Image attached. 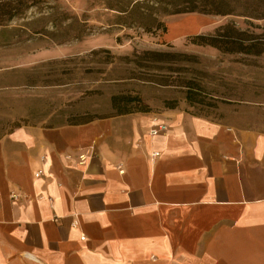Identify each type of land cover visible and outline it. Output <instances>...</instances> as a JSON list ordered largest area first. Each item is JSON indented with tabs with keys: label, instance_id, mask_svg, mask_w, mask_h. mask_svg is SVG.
I'll return each instance as SVG.
<instances>
[{
	"label": "crops",
	"instance_id": "1",
	"mask_svg": "<svg viewBox=\"0 0 264 264\" xmlns=\"http://www.w3.org/2000/svg\"><path fill=\"white\" fill-rule=\"evenodd\" d=\"M0 264H264V131L178 108L15 127Z\"/></svg>",
	"mask_w": 264,
	"mask_h": 264
},
{
	"label": "rangeland",
	"instance_id": "2",
	"mask_svg": "<svg viewBox=\"0 0 264 264\" xmlns=\"http://www.w3.org/2000/svg\"><path fill=\"white\" fill-rule=\"evenodd\" d=\"M123 1L43 0L0 25V136L23 125L109 117L117 94L139 96L151 112L175 101L192 114L264 131V54L222 53L188 40L230 22L262 34L264 19L155 9L168 29L153 35L116 23L118 12L107 7ZM145 51L173 56L155 61ZM188 83L201 103L185 100Z\"/></svg>",
	"mask_w": 264,
	"mask_h": 264
},
{
	"label": "trees",
	"instance_id": "3",
	"mask_svg": "<svg viewBox=\"0 0 264 264\" xmlns=\"http://www.w3.org/2000/svg\"><path fill=\"white\" fill-rule=\"evenodd\" d=\"M43 0H0V25H5L14 18L20 17L28 9L37 7ZM152 2L151 5H146ZM109 9L118 12L119 25L138 26L144 32L163 35L167 33L165 23L158 21L156 11L164 13H197L214 16H246L253 19H264V0H125L122 3L108 5ZM263 38V39H261ZM190 43L200 46H210L222 53H236L260 56L264 54V33L253 34L237 28L233 23L218 26L212 33L194 34L188 36ZM155 61L159 57L173 56V53L145 51ZM198 86V85H196ZM185 100L190 105L201 103L198 91L191 83L187 85ZM201 90V87H198ZM111 108L115 115L132 112H150L137 95H112ZM165 108H175V101H165ZM90 120V119H89ZM89 120L73 122L79 124Z\"/></svg>",
	"mask_w": 264,
	"mask_h": 264
},
{
	"label": "built area",
	"instance_id": "4",
	"mask_svg": "<svg viewBox=\"0 0 264 264\" xmlns=\"http://www.w3.org/2000/svg\"><path fill=\"white\" fill-rule=\"evenodd\" d=\"M163 129H165V125H163V124H158V125L155 124V126L150 130V133L151 134H156L159 130H163ZM12 197L16 198V195L12 194Z\"/></svg>",
	"mask_w": 264,
	"mask_h": 264
}]
</instances>
